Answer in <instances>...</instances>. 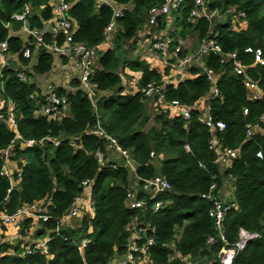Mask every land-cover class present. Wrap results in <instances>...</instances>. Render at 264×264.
Here are the masks:
<instances>
[{
    "label": "trees",
    "instance_id": "trees-1",
    "mask_svg": "<svg viewBox=\"0 0 264 264\" xmlns=\"http://www.w3.org/2000/svg\"><path fill=\"white\" fill-rule=\"evenodd\" d=\"M64 1L71 4L69 15L78 26L74 41L88 47L100 46L112 9L102 6L96 10L95 0ZM111 1L131 7L124 10L117 21L119 28L112 47L97 60L91 84L96 92L109 95L100 97L95 108L82 92L66 93L58 89V95L67 99V116L59 121L37 117L34 115L36 102L30 98L37 91L36 87L20 82L12 69L3 72L4 89L3 93L0 90V98L15 104L17 134L22 140H63L58 146L46 143L25 149H21L19 142L15 144L11 159L18 162L22 175L10 192L8 180L0 175V212L13 213L24 204L50 198L48 215L51 219L39 220L36 224L28 220L18 227L23 237L30 233L31 240H41L49 233L50 241L48 257L39 252L25 255L23 241L1 243L0 264H109L114 255L120 256L126 251L129 238L126 228L137 211L126 209L128 172L122 165L112 168L117 165L115 159L118 157L114 155L117 157L114 158L106 150L105 140L85 134L97 124L119 146L131 152L138 178L147 180L159 175L171 186V193L157 196V200L169 201V205L156 213L149 210L137 215L140 222L148 225L147 236L154 239L149 247L152 264H185L173 258V251L198 260L211 258L223 247L220 241L212 247L207 246V239L216 234L214 220L209 216L213 203L201 196L209 193L213 183L216 189L212 195L217 200L223 186L233 183V195L228 198L232 207L223 220V235L228 245L237 241L240 229L264 234V136L255 134L248 139L245 136V126L264 117V66L250 67L253 54L245 53L248 48L258 49L264 58V0H210L207 11L215 12L214 17L210 20L200 17L194 22L190 18L192 0H186L170 16L160 17L151 29L166 30L174 44L192 38L199 44L205 38H213L222 53H236L237 59L248 67L246 74L262 89L259 100H248L242 78L235 75L229 61L220 64L219 57L204 58L206 68L221 74L217 82L219 96L208 103L213 121L222 122L225 129L214 134L222 146L238 150L237 158L223 173L214 163L216 153L208 149L211 133L197 117L202 111L201 102L210 94V85L202 70L190 69V78L171 81L162 89L167 102L177 101L191 110L189 120H183L178 114L155 113L154 102L140 94L132 97L123 94L125 83L130 81L125 79L138 75L137 86L142 87L151 81L160 83L168 76V70L161 73L151 68L136 52L137 38L148 25L150 10L160 0ZM26 4L32 8L28 16L31 28H40L41 19H51L49 0H0V43L6 40L9 52L19 54L25 64L28 61L20 55L22 41L11 37L5 26L10 25L13 32L21 29L23 23L11 17L21 13ZM231 8L243 13L244 17L236 20L235 15L229 13ZM186 54L187 51H183V55ZM51 64V56L40 49L33 71L36 75H45ZM70 85L72 88L79 86L77 81ZM148 126L150 128L145 130ZM259 126L264 129L263 123ZM15 135L0 123V150L7 149ZM69 138H77V142L71 144ZM96 151L103 153L107 161L104 167L95 159ZM150 152L157 157L158 167L150 163ZM259 152L262 158L256 157ZM2 164L0 158V171ZM84 180L94 183V218L90 224L86 218L83 220L82 231L64 229L59 235L50 233L56 226V219L66 214ZM88 227L91 230L86 234L88 243L79 253L76 238L79 233H86ZM170 245H174V249H170ZM233 264H264V237L250 241Z\"/></svg>",
    "mask_w": 264,
    "mask_h": 264
},
{
    "label": "built area",
    "instance_id": "built-area-1",
    "mask_svg": "<svg viewBox=\"0 0 264 264\" xmlns=\"http://www.w3.org/2000/svg\"><path fill=\"white\" fill-rule=\"evenodd\" d=\"M33 1V0H30ZM186 0H160L158 4L153 7L149 12L148 25L143 33L137 38L138 50L143 51L142 48L150 49L155 59L160 64L159 67L153 69L159 70L161 73L168 70V76L163 81L155 82L151 81L142 87H133L134 90L126 88L130 85L131 81H134L138 77L136 75L132 80L126 82L124 85L125 95L135 96L140 94L143 98L151 99L154 102V112L157 114H178L181 115L183 120H189L191 116V110L180 105L177 101L167 102L162 92L165 84L169 82L175 83V81H181L188 78L189 70L198 68L203 71L205 77L210 85L209 100L216 99L219 96L217 89V82L221 74L214 72L212 69H208L204 66V58L207 56H214L220 58V64H224L229 61L232 70L236 76L242 78V84L247 94V99L250 101H257L262 96V89L258 86L257 81L252 80L247 74L248 67L242 64L237 59L236 53L225 54L222 53L217 42L213 38H205L200 41L199 48L193 52L183 55V47L179 44H174V40L165 32L151 29L157 25L158 19L162 16H170L173 11L178 10ZM210 5V0H192V9L190 10V18L194 22L200 17L210 18L215 14L207 11ZM49 6L51 8L52 17L49 20H42V26L40 28H31L28 24V16L30 15L32 8L30 4H26L21 13L12 15V20L23 23L22 29L26 33L25 42L22 45L20 51L21 58L27 60L25 64L19 59V54H11L8 50V42L5 40L0 43V90L3 93L4 89V70L12 69L16 78L24 84L34 83L33 77L35 73L33 67H31V58L34 55L39 57L40 49H43L46 54L51 56L52 64L51 69L47 73V76L52 78L57 75V78L61 80L60 85L57 82H51L47 85L48 90L44 94H40L37 91L30 96L32 100L36 102L34 115L37 117H44L48 120H61L67 116L68 103L65 96H59L57 88L65 86L66 93L71 91H80L91 102L95 108L96 103L100 97H107L109 94L96 92L95 87L91 84V78L94 74V70L97 65L96 48L88 47L84 43H77L74 41V36L78 30L76 22L69 15L71 4L66 3L64 0H58L55 3L53 0H49ZM102 6H108L112 9V16L103 29L101 47L103 46L105 51L112 47L116 33L118 31L117 21L123 16V12L126 9H130L128 6H120L111 0H95L96 10ZM229 13L235 15V19L240 20L244 15L238 12L235 8H231ZM170 23L171 21H167ZM237 23V22H236ZM6 29L9 28L7 24ZM99 47V46H98ZM104 51V52H105ZM245 53L253 54L254 60L251 66H264V58L260 50L253 51L248 48ZM16 60L14 67L9 64L10 59ZM38 63V59H37ZM37 65V64H36ZM58 69L60 72L57 73ZM77 81L79 86L77 88L67 87L68 82L71 83ZM71 86V85H70ZM69 91H68V89ZM202 108L201 113L197 116L198 120L206 126L211 133L208 141V149L216 153L215 164L218 166L220 173H223L232 160L237 158L238 150L229 149L221 145L219 139L215 136V131H223L225 126L220 121H213L210 115L209 105L200 104ZM16 106L12 101H6L0 98V123H4L9 129L13 130L16 135L13 141H11L9 147L5 150H0V158L3 161L0 175L4 176L10 184V192L18 185L22 171L18 166L17 161H13V149L17 142L20 143L21 149L33 148L36 146H42L46 143H50L53 146H58L63 139L46 138L42 141H24L22 137L17 134V122L15 116ZM244 115L247 114V110H243ZM259 123L264 124V117H261L259 121L247 124L245 126V136L250 138L255 134L264 136V129H261ZM86 135H94L101 140H105L106 150L110 151L113 155L119 157L122 161V167L128 172V187L125 196V206L129 211H137L143 213L151 210L152 213H156L165 205H169L170 202H162L157 200V196L164 193H171V186L169 183L159 175H156L150 179L144 180L136 176V166L132 159L131 152L123 149L118 145L117 141L108 136L105 131L97 124L94 128H89L85 132ZM71 144L77 142V138L68 139ZM188 152V147H185ZM94 157L101 167H104L107 161H104V155L100 151L94 153ZM150 159L155 160L153 152H150ZM257 158H262L261 153H256ZM151 160V161H152ZM150 163L153 165V162ZM137 165V164H136ZM120 167L113 165L112 168ZM93 181L84 180L80 183V192L72 200L69 209L66 214L56 219V226L52 232L59 235L64 229H69L75 232L82 231L83 220L90 224V221L95 216V205L92 200ZM216 189V185L213 183L209 188V193L205 196L202 195V199H208L212 201L213 208L209 212V216L214 220L216 234L207 239V246L212 247L217 241L223 243V247L211 258L205 257L202 260L195 258H189L181 255L180 253L173 251V258L183 261L185 264H233L235 258L240 252H242L246 245L253 240L261 239L264 237L259 232H248L244 229H240L237 236V241L231 245H228L223 235V220L228 209L232 207L231 202L225 196L222 199L217 200L212 195V192ZM147 198V199H145ZM50 198H46L39 202L31 204H24L16 209L13 213L0 212V244L5 242L4 231L9 227L18 228L20 224L28 220H32L33 224H36L39 220L47 221L51 219L48 215V208L50 205ZM135 216L133 220L127 225V231L130 233L128 238V244L126 251L118 256L114 255L109 264H135L138 259V264H152V260L149 254V247L154 243L153 237L147 236L148 225L140 222L138 216ZM90 227L87 228L85 233H79L76 238L77 250L79 253L83 252L88 240L86 234L90 233ZM152 232V231H151ZM30 233H27L26 237L22 238L24 244V254H34L36 252L41 253L45 257H48L47 244L50 241L49 233L41 240H31ZM170 249H174V245L169 246ZM172 258V259H173Z\"/></svg>",
    "mask_w": 264,
    "mask_h": 264
},
{
    "label": "crops",
    "instance_id": "crops-1",
    "mask_svg": "<svg viewBox=\"0 0 264 264\" xmlns=\"http://www.w3.org/2000/svg\"><path fill=\"white\" fill-rule=\"evenodd\" d=\"M8 31H9V35L11 36V37H15V38H17V39H19L20 41H22L23 43L25 42V39H26V33L24 32V30L22 29V27H21V29L19 30V31H17V32H13L12 30H11V27H10V25H9V28H8ZM180 44L182 45V47H183V51H187V54H189V53H193V52H195L198 48H199V46H200V43L199 44H197L195 41H194V39L192 38V39H188V40H186V41H181L180 42ZM16 62V60L14 59V57H13V59H10L9 60V64H10V66L11 67H14V63ZM147 63L151 66V68H154V67H159L160 68V64L159 63H156V61H154V60H152V62H150V61H147ZM36 66V65H35ZM35 66H33V68L35 67ZM60 72V69H58V71H57V73H59ZM44 76H46V74L45 75H35V77L36 78H43ZM188 78H190V73H189V75H188ZM47 80H48V83L47 84H49V83H51L52 81L53 82H57L58 83V85H60V83H61V80H59L58 78H57V75H55V76H53L52 78H50V77H48L47 78ZM70 84L71 83H69L68 82V88L70 89V91H71V86H70ZM33 85L36 87V90H37V92L38 93H40V94H44L45 92L44 91H42L40 88H38L37 87V85H36V83H33ZM62 88L61 89H64L65 88V86H61ZM67 88V89H68ZM69 89H68V91H69ZM65 90V89H64ZM104 93H102V95H103ZM105 95V94H104ZM208 101H209V97H208V99L207 100H203L202 102H201V105L204 107V105H209V103H208ZM114 158H116V157H114ZM115 161H116V159H115ZM121 161V160H120ZM155 163L157 164V166H159L160 165V163H159V161H158V159H156L155 160ZM154 162H153V165L155 164ZM117 164V166H121L122 165V161L121 162H119V163H116ZM135 166L137 167V165L135 164ZM155 167V166H154ZM228 190H230V184H229V186H228ZM39 226V225H38ZM19 229L18 228H15V227H9V228H7L5 231H4V234H5V242H9V243H16V242H18V241H21L22 242V238H23V236H21V234L19 233ZM44 238V237H43ZM42 238V239H43Z\"/></svg>",
    "mask_w": 264,
    "mask_h": 264
},
{
    "label": "rangeland",
    "instance_id": "rangeland-1",
    "mask_svg": "<svg viewBox=\"0 0 264 264\" xmlns=\"http://www.w3.org/2000/svg\"><path fill=\"white\" fill-rule=\"evenodd\" d=\"M55 3H57L58 2V0H53ZM177 17H178V19H179V16H178V14H177ZM214 17V15L211 17V18H213ZM210 18V19H211ZM142 50L143 51H137L136 50V52L138 53V55H137V57L140 59V60H143V59H145L146 60V62L147 61H150V62H152V60L153 59H155V55H154V53L150 50V49H147L146 47L145 48H142ZM104 51H105V49H104V47L102 46H99V47H97L96 48V54H95V56H96V58H98V57H101L103 54H104ZM37 59H38V57H37V55H34L32 58H31V63H30V65H31V67H33V66H35L36 64H37ZM154 61H156V60H154ZM156 63H159V61L157 60L156 61ZM136 77H138V75H136ZM47 78H48V76H47V74H46V76H44L43 78H36V77H33V81H34V83H36V85H37V87L38 88H40L42 91H44V92H46L47 90H48V88H47V83H48V80H47ZM132 78H130V79H125V80H131ZM137 79L135 78L134 79V81H131V83H130V85H128L126 88H128V89H130V90H134V88L133 87H137ZM57 89H60V88H57ZM152 116V115H151ZM150 128V126H148V127H146V129L145 130H148ZM114 156V155H113ZM114 157H116V156H114ZM117 158V157H116ZM116 162L117 163H119V162H121L120 161V159H119V157L116 159ZM154 166L156 167L157 166V164L155 163L154 164ZM158 167V166H157ZM229 184H230V190H228V186H229ZM232 195H233V183H226L224 186H223V188L219 191V193H218V198L219 199H222L223 198V196H225V197H227V198H231L232 197ZM132 221V220H131ZM126 230H127V228H126ZM128 232V231H127ZM128 235L130 236V233L128 232Z\"/></svg>",
    "mask_w": 264,
    "mask_h": 264
}]
</instances>
